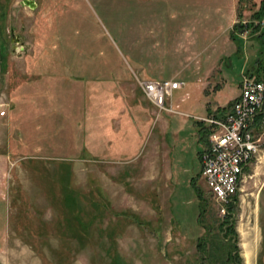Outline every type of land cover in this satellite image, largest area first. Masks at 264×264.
Returning <instances> with one entry per match:
<instances>
[{"label": "rangeland", "instance_id": "374dc122", "mask_svg": "<svg viewBox=\"0 0 264 264\" xmlns=\"http://www.w3.org/2000/svg\"><path fill=\"white\" fill-rule=\"evenodd\" d=\"M23 1L0 0V264H208L229 214L264 264V145L223 215L195 123L256 80L264 0ZM144 80L183 83L174 112Z\"/></svg>", "mask_w": 264, "mask_h": 264}, {"label": "built area", "instance_id": "2783aa9c", "mask_svg": "<svg viewBox=\"0 0 264 264\" xmlns=\"http://www.w3.org/2000/svg\"><path fill=\"white\" fill-rule=\"evenodd\" d=\"M144 97L159 111L174 112L168 99L183 83L174 80L139 81ZM240 93L219 117L199 120L206 136L199 155L198 176L211 200L225 214L227 206L238 201L251 178L250 169L262 153L264 117V82L248 75L240 78ZM4 112H0L3 116ZM263 131V132H262Z\"/></svg>", "mask_w": 264, "mask_h": 264}, {"label": "trees", "instance_id": "16d2710c", "mask_svg": "<svg viewBox=\"0 0 264 264\" xmlns=\"http://www.w3.org/2000/svg\"><path fill=\"white\" fill-rule=\"evenodd\" d=\"M264 10V8H263ZM255 40L257 41L258 44V51L257 53L259 54V56L254 59L253 64V69H248L247 73H249V75H251L252 77L256 76V81L260 82V75L262 72H264V34L257 36L255 38ZM232 101L228 104H226L225 107L221 108V109H215L216 112L220 111H224L226 110V108L230 107ZM215 117H218L217 115H215ZM264 117V107H263V113L260 114L257 117V123L260 124L262 122V119ZM197 124V128H199L200 132H199V140L198 141H204L205 140V136H206V131L201 130L202 127L204 128L203 124L201 122H195ZM198 130V131H199ZM203 138V139H202ZM190 185L193 188L195 197L197 198L198 201V210L199 212L202 211L203 209V202L199 199V189L195 187L194 181L191 180L190 181ZM233 204H231V206H229V210L232 207ZM201 215V214H200ZM231 216L229 214V216H227V218L229 220L224 221V223H222L221 227L223 226V228L220 229L219 232H221V234L218 236H216L215 238V243L214 245L211 247V252H206L205 255L207 256L208 260V264H227L225 263V259L227 261H229L228 264H240V260H239V256L237 254V247H235V243H234V234H228V238L226 239L225 235L227 233H232V221Z\"/></svg>", "mask_w": 264, "mask_h": 264}, {"label": "crops", "instance_id": "0c3cea01", "mask_svg": "<svg viewBox=\"0 0 264 264\" xmlns=\"http://www.w3.org/2000/svg\"><path fill=\"white\" fill-rule=\"evenodd\" d=\"M239 93H240V89H239ZM239 93H238L237 97H235V98H238ZM235 98H234V99H235ZM225 106H226V105H225ZM225 106H224V107H225ZM228 108H229V107H228ZM228 108H226V110H227ZM226 110H224V111H220V110H219L218 112H216L215 109H214L213 111H210V112L206 113V115H205L203 118H206V117H215V115H217V116L220 117L221 114L224 113Z\"/></svg>", "mask_w": 264, "mask_h": 264}, {"label": "water", "instance_id": "95a60500", "mask_svg": "<svg viewBox=\"0 0 264 264\" xmlns=\"http://www.w3.org/2000/svg\"><path fill=\"white\" fill-rule=\"evenodd\" d=\"M22 5H29L30 7L34 8L35 4L32 1L25 0L21 2Z\"/></svg>", "mask_w": 264, "mask_h": 264}]
</instances>
